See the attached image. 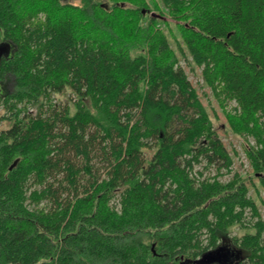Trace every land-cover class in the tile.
Segmentation results:
<instances>
[{
    "label": "trees",
    "instance_id": "1",
    "mask_svg": "<svg viewBox=\"0 0 264 264\" xmlns=\"http://www.w3.org/2000/svg\"><path fill=\"white\" fill-rule=\"evenodd\" d=\"M0 104V264H264V0H0Z\"/></svg>",
    "mask_w": 264,
    "mask_h": 264
},
{
    "label": "rangeland",
    "instance_id": "2",
    "mask_svg": "<svg viewBox=\"0 0 264 264\" xmlns=\"http://www.w3.org/2000/svg\"><path fill=\"white\" fill-rule=\"evenodd\" d=\"M65 1L72 4L80 3V0H65ZM181 65L185 67V69L187 70L189 74V78L193 82V84L199 87V93L203 98L204 104H208L210 106V103H212L213 108L217 112L216 113L217 115L215 116L213 114V116L218 134L225 143V145L227 146L231 155L233 156V164L230 173H227L225 170L218 172L215 167L202 169V166H204L203 164L198 165L196 169H198V167H201L199 168L200 169L199 171L204 172V175H202L203 177L217 175L218 178L223 182L229 181L235 173H239L242 177L248 176V173H250V165L246 159L245 152L243 149V145H244L243 138L232 134L231 132H229L228 128L222 126V124L225 122V119L223 117L222 111L220 110V107L217 105L216 102L213 101V98L211 96L210 99L208 100V94L209 95L211 94L210 91L207 88L200 86L202 84V77L200 75V70L199 69L197 71L193 70L191 68L193 67V65L192 64L189 65L188 62L184 60H181ZM56 100L58 103L66 102V98L64 96H57ZM232 106H234V103H232ZM31 111L35 113L34 108H32ZM4 113L5 110L2 104H0V129L11 125V121L1 120V117L4 115ZM248 142H250L251 144L255 143L252 138H249ZM252 195L255 196L258 202V210L260 212L261 219L264 221V191L260 189L257 194H255V192L252 191ZM246 231L251 232L252 230L250 228L247 229ZM242 232H243L242 230L236 228L232 234H241ZM215 256H218V253H216ZM215 256L211 257L210 259L213 260Z\"/></svg>",
    "mask_w": 264,
    "mask_h": 264
}]
</instances>
